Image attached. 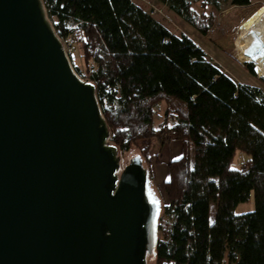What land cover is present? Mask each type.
<instances>
[{
  "label": "trees",
  "instance_id": "1",
  "mask_svg": "<svg viewBox=\"0 0 264 264\" xmlns=\"http://www.w3.org/2000/svg\"><path fill=\"white\" fill-rule=\"evenodd\" d=\"M42 1L59 38L81 51L84 69L74 70L96 86L109 142L118 154L142 144L147 184L142 157L151 140L182 143L167 165L153 264H264V89L236 81L135 0ZM152 1L203 35L214 16L202 5H217L201 0L198 11V0ZM248 71L255 75L250 64ZM237 151L249 158L233 168ZM251 195L254 209L235 214Z\"/></svg>",
  "mask_w": 264,
  "mask_h": 264
},
{
  "label": "water",
  "instance_id": "2",
  "mask_svg": "<svg viewBox=\"0 0 264 264\" xmlns=\"http://www.w3.org/2000/svg\"><path fill=\"white\" fill-rule=\"evenodd\" d=\"M42 0H0V264H146L157 204Z\"/></svg>",
  "mask_w": 264,
  "mask_h": 264
},
{
  "label": "rangeland",
  "instance_id": "3",
  "mask_svg": "<svg viewBox=\"0 0 264 264\" xmlns=\"http://www.w3.org/2000/svg\"><path fill=\"white\" fill-rule=\"evenodd\" d=\"M135 1L142 3L147 9H152L156 12V17L171 29L172 32L188 35L207 53L208 58L231 75L236 81L257 85L264 89V79L257 76L254 64L250 63L246 56V52L250 47V36L254 24L264 16L263 2L250 1L248 5L239 6L231 5L230 0H217L216 6L203 4L202 7L205 12L212 13L214 16L207 33L203 35L194 26L187 24L179 17L166 11L164 7H159L156 2L152 0ZM201 2V0H198V2L193 5V8L198 11L202 10L198 5ZM62 42L73 68L77 66L83 70L84 64L79 47L72 44L71 41L69 43L66 41ZM248 64L252 65L255 73L254 76L249 73ZM163 109L164 104L162 103L159 107L160 114L163 112ZM175 144V142H171V144L168 145L167 143L160 144L156 138H153L151 140L148 157H142L144 165L149 171L148 191L150 192V197H152L151 199L157 204V215L161 213L162 206L167 202V198L163 187V179H159V177L155 179L153 176V168L159 169V166L156 167L157 165L166 166V160L169 159L168 152L170 150V154H173L172 147L175 146ZM141 145L142 144L138 146L139 150L141 149ZM138 149L132 148L128 152H120L121 164L125 165L132 156H136L138 154ZM174 158H176V156H174ZM248 158L249 156L245 153L237 151L231 162V166L233 168L242 167L244 161ZM253 209L254 200L251 195L248 201L241 202L234 208V213L242 214ZM214 211L215 207L214 204H212L211 219L214 216ZM146 264H153V259L148 258Z\"/></svg>",
  "mask_w": 264,
  "mask_h": 264
},
{
  "label": "bare ground",
  "instance_id": "4",
  "mask_svg": "<svg viewBox=\"0 0 264 264\" xmlns=\"http://www.w3.org/2000/svg\"><path fill=\"white\" fill-rule=\"evenodd\" d=\"M246 56L254 64L257 76L264 79V16L254 24Z\"/></svg>",
  "mask_w": 264,
  "mask_h": 264
},
{
  "label": "crops",
  "instance_id": "5",
  "mask_svg": "<svg viewBox=\"0 0 264 264\" xmlns=\"http://www.w3.org/2000/svg\"><path fill=\"white\" fill-rule=\"evenodd\" d=\"M251 2H256V1H260V2H263L264 4V1L263 0H250ZM171 142H175V146H173L171 149L173 151V154L171 153L170 154V150H169V159L166 160V163L168 164L170 161L172 160H175L177 158H179L182 154V143L181 141H178L177 139H172V141H170L168 144H171ZM174 156H176V158H174ZM167 164L166 166H162V165H157L156 167L159 166V169L157 168H153V171H154V177L155 179H157L159 177V179H163L162 182H165L168 178H169V172H168V168H167ZM150 193V192H149ZM151 196V195H150ZM152 198V197H151Z\"/></svg>",
  "mask_w": 264,
  "mask_h": 264
},
{
  "label": "built area",
  "instance_id": "6",
  "mask_svg": "<svg viewBox=\"0 0 264 264\" xmlns=\"http://www.w3.org/2000/svg\"><path fill=\"white\" fill-rule=\"evenodd\" d=\"M70 41H71V39L70 38H67L66 42L69 43Z\"/></svg>",
  "mask_w": 264,
  "mask_h": 264
}]
</instances>
